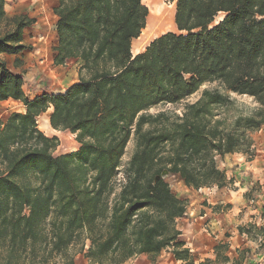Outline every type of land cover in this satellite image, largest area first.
<instances>
[{"label":"trees","instance_id":"obj_1","mask_svg":"<svg viewBox=\"0 0 264 264\" xmlns=\"http://www.w3.org/2000/svg\"><path fill=\"white\" fill-rule=\"evenodd\" d=\"M172 1L177 32L133 55L148 16L142 0H56L53 63L77 60L78 79L30 99L3 54L27 48L34 20L7 16L0 0V101L24 106L0 120V264H75L77 254L86 264H124L167 249L183 264L227 261L218 244L214 260L194 262L177 227L187 201L164 173L196 191L233 185L218 158L251 154L264 125V0ZM204 84L214 86L185 102ZM48 109L52 129L74 134V151L54 154L58 138L38 129ZM238 231L264 247V226Z\"/></svg>","mask_w":264,"mask_h":264},{"label":"crops","instance_id":"obj_2","mask_svg":"<svg viewBox=\"0 0 264 264\" xmlns=\"http://www.w3.org/2000/svg\"><path fill=\"white\" fill-rule=\"evenodd\" d=\"M51 1L55 6L56 0ZM56 19L57 16L53 14V25ZM39 21L42 24L41 20H34L31 25L25 27L23 41L26 45L33 38L32 32L40 30ZM47 30L49 29H45L38 36V42H43V38L51 32ZM52 33L54 35L55 30ZM36 54L37 49L25 48L20 54L12 55V60L18 57L23 61V66L32 60L41 63ZM132 54L135 55L137 52L132 51ZM8 56L3 54L6 61ZM56 72L57 76H61L60 69ZM24 93L26 95L25 90ZM252 139L250 155L232 153L218 158L220 169L224 170L227 178H233V185L189 191L191 199H188L185 214L177 220V227L181 231L179 239L189 248L195 263L206 259L214 260L215 246L218 244L227 246L221 254L226 255L228 259L220 261L217 258L215 264H249L252 260L256 263V256L264 250V247L260 246L261 236L251 237L238 231V226L249 223L264 226V125L253 132ZM247 181L251 183L250 188L245 186ZM79 256L82 258V255L77 254L75 262ZM124 264H183V262L176 260L170 249H167L154 257L148 254L137 255Z\"/></svg>","mask_w":264,"mask_h":264},{"label":"rangeland","instance_id":"obj_3","mask_svg":"<svg viewBox=\"0 0 264 264\" xmlns=\"http://www.w3.org/2000/svg\"><path fill=\"white\" fill-rule=\"evenodd\" d=\"M142 3L147 7L148 14L150 11L149 6H147V2L142 0ZM158 4L160 6L165 7L166 12H168L169 16L162 20L161 17H152L150 21L146 20L145 27L142 29L139 36L143 39V45L137 51V53L144 50V48L149 44L151 40L156 38L157 36L166 33L168 31L177 32V29L174 24V10H175V2L172 0H158ZM56 5V4H55ZM53 3L51 0H5L4 9L7 16L24 14L33 20H41L38 23V29L33 31L31 34V38L29 40V44H27V49H37V59L41 60V63H38L36 60H32L26 66H23V61L20 60L18 63H14L12 60L13 56L9 55L7 58V65L10 69L16 71L17 73L22 74L24 79V90L26 92V96L32 99L34 96L41 94L43 92L47 93H57L62 90H65L66 87L72 84V82H76L78 79V68L80 63L77 60L71 59L68 60L61 67H56L53 63V54H54V43H56V34L53 35L52 31H54L53 25ZM222 18V14H218L214 20V23L218 22ZM57 20V19H56ZM49 29L51 32L49 33L47 30V36L43 38V42H38V36L43 33L45 29ZM3 27H0V32ZM54 42V43H53ZM133 53H136L133 51ZM15 59V58H14ZM61 70V76H57L56 70ZM60 73V72H59ZM51 75V76H50ZM214 84H204L200 87V89L191 95L185 102L194 101L200 95L201 91L204 88H211ZM41 91V92H40ZM238 102L244 103L246 105H253L251 98L247 96H236ZM181 108V104L179 105H163L150 109V112H156L162 109H174L176 112H179ZM24 106L20 101L8 99L4 101H0V120L3 121L6 117L12 112H23ZM49 109L46 113H42L37 117L38 129H40L47 136H56L58 138V146L54 150V154H62L74 151L78 143L75 139L74 134L69 131H58L54 130L50 127L48 122ZM134 143L133 140H130L127 144L125 154L122 157V163H125L130 154L133 151ZM165 179L169 183L172 191L187 201L190 197L189 191H193L185 187L178 176L169 175L166 172L164 173ZM120 175H118V179ZM250 188V187H249ZM195 193V192H193ZM196 194V193H195ZM187 197V198H185ZM82 255V254H80ZM264 255V250L262 253H259L256 256V264H264V259L261 258ZM255 257H252V259ZM76 264H86V259L82 256L76 258ZM255 263L252 260L251 264Z\"/></svg>","mask_w":264,"mask_h":264},{"label":"bare ground","instance_id":"obj_4","mask_svg":"<svg viewBox=\"0 0 264 264\" xmlns=\"http://www.w3.org/2000/svg\"><path fill=\"white\" fill-rule=\"evenodd\" d=\"M147 2V6H149L150 11L147 16V21H150L152 17H161L162 20L166 19L169 14L166 12L165 7L160 6L158 4V0H145ZM173 20V18H172ZM143 38L141 36L137 37L132 41V51L137 52L141 46L143 45ZM67 88V87H66Z\"/></svg>","mask_w":264,"mask_h":264},{"label":"built area","instance_id":"obj_5","mask_svg":"<svg viewBox=\"0 0 264 264\" xmlns=\"http://www.w3.org/2000/svg\"><path fill=\"white\" fill-rule=\"evenodd\" d=\"M244 184H245V183H244ZM245 186H246L247 188H249V187L251 186V183L247 181V183L245 184ZM261 258L264 259V255H263Z\"/></svg>","mask_w":264,"mask_h":264}]
</instances>
